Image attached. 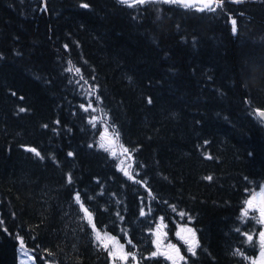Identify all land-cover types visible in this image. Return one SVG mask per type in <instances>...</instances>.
I'll return each instance as SVG.
<instances>
[{
    "label": "trees",
    "instance_id": "obj_1",
    "mask_svg": "<svg viewBox=\"0 0 264 264\" xmlns=\"http://www.w3.org/2000/svg\"><path fill=\"white\" fill-rule=\"evenodd\" d=\"M201 8L0 0V264H18L19 241L36 264H112L76 194L140 264H173L158 239L178 246L176 264H250L264 0ZM109 135L128 149V176L100 145Z\"/></svg>",
    "mask_w": 264,
    "mask_h": 264
},
{
    "label": "rangeland",
    "instance_id": "obj_2",
    "mask_svg": "<svg viewBox=\"0 0 264 264\" xmlns=\"http://www.w3.org/2000/svg\"><path fill=\"white\" fill-rule=\"evenodd\" d=\"M100 145L107 150V152L116 159V163H117V167L121 170V172L125 174V172H127L128 175L131 174L132 171V160L130 158V155L128 153V149L125 145L118 143L117 140L115 138H112L109 136L104 137V139L101 140ZM125 149H127V151H125ZM264 186V185H262ZM260 186L258 189L252 191L253 192H259L261 190ZM250 193V194H251ZM77 195V194H76ZM75 195V197H76ZM250 195L247 197V199H249ZM246 199V200H247ZM81 201V200H80ZM83 204L80 202V205ZM84 206V205H83ZM81 207V206H79ZM245 207V206H244ZM85 209H87L84 206ZM82 210V209H81ZM83 211V210H82ZM88 211V209H87ZM89 212V211H88ZM85 213V212H84ZM248 215H252L255 216L257 219L259 218V211L257 210H249ZM92 217V215H91ZM261 224V228L260 231H264V224ZM92 228V234H93V239L94 242L97 243L98 245H103V244H107V250L108 253L109 251H113L115 253H117L118 255H124V254H128V258L126 260H121V259H114L112 256H110L111 258V263L112 264H140V261L137 257L136 254H131L126 250V247L124 244H122L116 237H114L111 234L102 232L100 230H98L96 227V231L100 234V236L102 237V242L101 241H97L95 238V233L93 231V227L92 225H90ZM189 229L193 230L192 232L189 231ZM163 231V233L165 232L163 229H161ZM177 235L180 236L183 240H186L187 242H191L193 241V239L195 240V231L193 229V227L190 224L187 223H183V224H179L177 226ZM193 232H194V237H193ZM114 238V239H111ZM258 238H259V234H258ZM260 239V238H259ZM158 242L161 243V249L164 251V254L167 256H172L174 260H178L180 258V250L178 248V246L172 245V244H162V242L158 239ZM22 242L19 241L18 244V248H17V255H18V264H36L33 255L31 254L30 251H28L24 246L22 248ZM120 245H123V249H120ZM170 246H174V247H170ZM261 254V246L259 248V250L252 256V257H248V261L250 264H252V261L256 260L258 261L259 264V257ZM173 261V260H172Z\"/></svg>",
    "mask_w": 264,
    "mask_h": 264
},
{
    "label": "snow or ice",
    "instance_id": "obj_3",
    "mask_svg": "<svg viewBox=\"0 0 264 264\" xmlns=\"http://www.w3.org/2000/svg\"><path fill=\"white\" fill-rule=\"evenodd\" d=\"M148 0H120V3L125 4L129 7L134 6L135 4H145L147 3ZM165 2H169V3H180L183 4L185 7H190V6H194V4L196 3V0H165ZM201 3H203L204 8H208L209 10L214 11V8H211L212 3L214 2V0H200ZM216 3H219L220 0H215ZM84 7H87V5H83ZM204 8H201L199 10H204ZM232 31L235 34L237 31V27H236V21L233 19L232 20ZM77 71H79L77 69ZM21 111H23V109H21ZM257 115L260 117H264V111H260L257 110ZM32 151H35V149H31ZM125 151H127V149H125ZM37 155H39V153H37ZM69 155H71V153H69ZM125 174L127 175L128 173L125 172ZM71 178H69L70 180ZM208 179H211V177H208ZM77 203H80V196L79 194L76 195L75 197ZM245 207L242 209V217H247L249 210H257L259 211V218L257 220L258 223H262L264 224V186L261 187V190L259 192H253L250 194L249 199H247L245 202ZM81 209L85 212V216L84 218L88 221V223L90 225H92L93 227V231L95 233V238L97 241H101L102 242V237L100 236V234L96 231L95 226L92 222L91 219V213L87 211V209L84 208L83 204H81ZM144 212L143 210L141 211V215H143ZM183 215V213H182ZM190 232H192L193 230L189 229ZM247 241L251 242L253 240V237L247 233H245ZM193 237H194V232H193ZM259 238H260V246H261V254L259 259V264H264V231H261L259 233ZM114 239V238H111ZM129 243H131V241H129ZM154 243H156L154 241ZM103 247L107 248V244H103ZM198 246V244L195 242V240L193 239V241L189 242V248L188 251L193 252V254H195V248ZM170 247H174V246H170ZM23 248V245H22ZM120 249H123V245H120ZM109 255L112 256L114 259L118 258L121 260H126L128 258V254H124V255H118L117 253L113 252V251H109ZM153 256L157 255V253H153ZM170 260H173V264H176L175 260L173 259L172 256H168L167 257ZM180 259H183V257H180ZM252 264H258V261L254 260L252 261Z\"/></svg>",
    "mask_w": 264,
    "mask_h": 264
},
{
    "label": "water",
    "instance_id": "obj_4",
    "mask_svg": "<svg viewBox=\"0 0 264 264\" xmlns=\"http://www.w3.org/2000/svg\"><path fill=\"white\" fill-rule=\"evenodd\" d=\"M118 1L120 2V0H118ZM178 4H180V3H178ZM213 4H214V2L212 3L211 7L213 6ZM181 5H183V4H181ZM194 6H203L204 7L203 3H201L200 0H196V3L194 4ZM190 7H193V6H190ZM257 110L264 111V108L255 109L256 114H257ZM258 117L260 118V120L264 124V117H260V116H258Z\"/></svg>",
    "mask_w": 264,
    "mask_h": 264
}]
</instances>
